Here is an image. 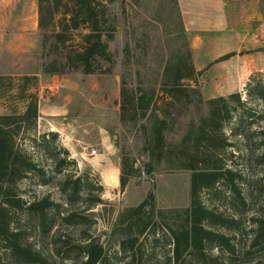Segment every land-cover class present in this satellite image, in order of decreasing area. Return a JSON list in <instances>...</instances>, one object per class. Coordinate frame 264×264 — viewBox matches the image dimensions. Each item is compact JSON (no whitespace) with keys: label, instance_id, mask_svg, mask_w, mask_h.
Instances as JSON below:
<instances>
[{"label":"rangeland","instance_id":"1","mask_svg":"<svg viewBox=\"0 0 264 264\" xmlns=\"http://www.w3.org/2000/svg\"><path fill=\"white\" fill-rule=\"evenodd\" d=\"M243 1L234 0L236 12L243 8ZM33 4L30 0L0 2V76L7 78L4 84L8 88L0 96V115L25 111L27 100L20 98L23 89L37 95L43 115L36 135L58 134L57 144L70 152L73 163L58 173L50 160L36 155L49 170V177L42 183L30 175L19 184V189L28 206L35 200L49 198L56 207L49 213L45 230L39 228L35 216H15L13 229L19 232L20 246L32 257L17 259L0 239V261L80 264L85 257L77 247L92 240L106 248L107 264H128L130 259L122 253L120 237L113 234L114 230L123 212L140 206L152 193L155 212L162 211L165 215L157 214L154 221L158 224L152 221L150 225L152 230H159L156 238L151 232L142 237L143 263L165 264L168 256H172L173 242L161 227L166 229V222L179 220L180 213L191 208L193 173L166 167L153 176L146 174L149 128L144 121L133 122L131 113L128 121L122 122L121 93L124 85L131 90L142 86L156 88L163 96L160 89L166 64L186 52V40L177 28L176 17L172 19L169 13L160 10V0H115L113 13L118 31L110 44L115 67L108 73L109 64L99 62L98 71L87 75L82 70L63 67L61 56L51 51L53 41L45 48L40 30L17 28L16 23L25 18ZM251 15L234 12L232 38H227L224 45L212 47V54L218 59L185 82L197 88L206 102L226 97L242 86L246 80L243 69L248 63L264 68V22L251 21ZM230 54L232 58L220 61ZM51 69L64 74L50 73ZM259 75L264 73L256 74L255 81H264ZM247 95L246 91L243 99L249 100L248 109L256 112L254 118L244 110L239 111L226 123L225 137H215L219 142L216 148L209 151L203 142L196 152L199 156L210 153L212 168L230 170L233 174L232 183L225 179L199 192V203L213 214L205 226L249 251L256 222L264 217V104L248 99ZM191 99L188 106L186 100L173 106L165 102L170 122L166 135L171 144L183 142L191 124H199L208 114V108L199 105L196 95L191 94ZM124 165L127 172L135 175L128 179L125 189L121 184ZM67 175L71 176L69 183ZM78 179L82 180V189L78 195H72L69 185ZM98 198L103 203L94 205ZM239 250L230 256L215 246L210 251L211 261L264 264V239L252 254ZM35 255L43 262H35Z\"/></svg>","mask_w":264,"mask_h":264},{"label":"trees","instance_id":"2","mask_svg":"<svg viewBox=\"0 0 264 264\" xmlns=\"http://www.w3.org/2000/svg\"><path fill=\"white\" fill-rule=\"evenodd\" d=\"M139 1V0H135ZM39 8V30L43 34L45 48L53 41L51 51L62 58V65L71 71H80L90 75L98 71L99 62L109 64L106 72L111 73L115 67L110 44L115 41L117 34L116 16L113 13L115 0H37ZM160 10L175 18L177 28L186 40V52L177 59L166 64L162 80V95L156 88L128 89L125 85L121 93V119L128 121L129 113L132 121H144L148 128L145 151L149 162L145 165V172L153 176L168 167L171 170H187L192 176V206L180 213L172 223L166 222L167 234L173 242L172 256H168L165 264H213L210 251L219 247L230 256H235L239 250L245 254H252L259 249L264 239V217L256 222V230L251 237L249 251L233 244L232 239L224 234L214 232L205 226V222L213 215L199 203V192L204 188H213L218 182L229 179L233 182L230 170H218L210 166L211 154L196 152L203 143L209 151L216 148V136L225 137V126L233 115L244 110L253 119L255 111L248 109L249 100L244 101L240 93L215 100L205 101L202 93L192 86L185 85L198 74L193 54L189 45L186 29L178 0H160ZM225 56L220 61L230 59ZM58 63V61H56ZM54 65V64H53ZM98 65V66H97ZM59 73V70L49 71ZM264 78V75H259ZM5 76H0V96L7 93ZM26 79H30L26 77ZM248 99L264 104V81L252 78L248 84ZM191 94L197 96L199 105L208 108V114L199 124L192 123L189 133L183 142L171 144L167 140L170 122L164 109L165 102L173 106L176 102L186 100L185 106L192 104ZM21 100H27L24 112L13 111L11 114L0 115V239L8 246L10 252L17 259H26L32 255L21 248L19 232L13 229V219L17 215L27 214L35 216L39 228L45 230L51 210L56 205L49 198L33 201L29 206L21 194L19 184L27 180L30 175L45 183L49 177V170L43 166L36 155L41 154L50 160L56 172L63 171L73 162L70 152L57 144L59 135L55 133L37 136L40 119V99L35 94H28L23 89ZM164 104V105H163ZM29 142V143H28ZM30 146L34 149L31 150ZM230 146V144H227ZM121 184L125 189L134 172H127V166L122 169ZM127 175V176H126ZM229 177V178H228ZM69 183L71 176H66ZM82 180L78 179L71 186V194L78 195L82 189ZM150 196L138 207L127 209L120 216L115 235L120 237L119 247L123 254L130 259L128 264L143 263L142 237L148 232L156 238L158 231L152 230L151 223L164 212L156 213V208ZM98 198L94 205L102 204ZM157 214H159L157 216ZM158 222L154 221V225ZM138 230V231H136ZM79 253L85 257L80 264H107V250L98 241L86 240L77 247ZM35 262H43L33 256ZM1 259V256H0ZM2 264V261H0ZM260 264V263H257Z\"/></svg>","mask_w":264,"mask_h":264},{"label":"crops","instance_id":"3","mask_svg":"<svg viewBox=\"0 0 264 264\" xmlns=\"http://www.w3.org/2000/svg\"><path fill=\"white\" fill-rule=\"evenodd\" d=\"M30 1L34 2L31 11H26L25 18L18 21L16 26L20 29L35 31L39 30V8L37 0ZM178 1L198 72L208 69L218 59L213 56L212 47L218 43L224 45L227 38H232L234 12L251 13V21L264 22V0H244L243 8L238 9V12L234 10V0ZM245 20L249 22L248 15ZM243 73L246 75L245 82L236 90L229 92L226 97L248 92L247 87L251 79L258 73H264V68L251 62L245 66ZM40 115L42 117V111Z\"/></svg>","mask_w":264,"mask_h":264}]
</instances>
